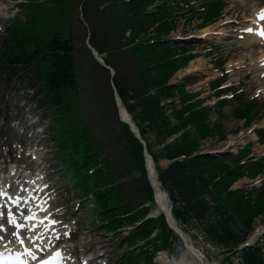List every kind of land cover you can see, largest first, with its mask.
Returning a JSON list of instances; mask_svg holds the SVG:
<instances>
[{"label": "trees", "instance_id": "16d2710c", "mask_svg": "<svg viewBox=\"0 0 264 264\" xmlns=\"http://www.w3.org/2000/svg\"><path fill=\"white\" fill-rule=\"evenodd\" d=\"M156 0H22L0 44V102L12 88L34 91L31 98L51 118L58 159L80 197H95V212L116 231L125 221L133 226L122 264H155L160 251L175 253L182 244L166 216L144 219L155 204L146 169L145 148L120 118L115 84L156 161L160 181L170 193L173 213L182 226L214 222L206 232L226 253L235 254L251 232L264 199L255 203L242 190L230 191L244 175L242 166L203 155L202 141L211 125L210 107L192 102L185 86L173 84L175 74L194 55L168 38L177 30L174 8ZM111 71L96 60L87 40ZM89 59L92 66L82 65ZM84 79V81H83ZM180 95L182 107L176 103ZM225 103H219L223 106ZM174 120L177 122H174ZM193 127L194 132L188 128ZM159 146V153L155 147ZM160 159L172 161L164 168ZM249 227L236 228V215ZM150 205V206H148ZM246 264H264V244L243 250ZM143 258L141 261L139 258Z\"/></svg>", "mask_w": 264, "mask_h": 264}, {"label": "rangeland", "instance_id": "374dc122", "mask_svg": "<svg viewBox=\"0 0 264 264\" xmlns=\"http://www.w3.org/2000/svg\"><path fill=\"white\" fill-rule=\"evenodd\" d=\"M222 1H224L223 14L220 9L223 5H220L221 3L217 0H209L207 3H211L205 7L204 17L208 21L211 18L212 20L216 19L215 21L211 20L212 22L207 27L221 26L219 28L224 29L225 34L222 35V39H217L221 36L209 35L205 37L207 38L205 40L196 37L203 36L201 32L204 28L200 26L203 21L199 13H202L203 7L200 6V3H203L204 0H167L169 5L175 7L174 14L177 16L179 25L169 38H180V43L183 46L187 45L188 48L192 46L189 48V53L204 58L213 70H217L215 79L208 82H204L206 79H203L202 73L183 79L187 93H196L198 95L197 102L200 99H206L205 105L210 106H215L223 98L229 100L226 105L221 107V114L217 111L212 112L210 117L212 123H220L217 124L218 130H214L211 137L202 141L201 151L220 152L222 149H228V143L232 137L239 138L242 133L250 134L245 139L244 144L229 148L230 153L228 155L217 156L218 159H224L226 163L233 166L243 156H247L250 150L252 151L251 155H254L256 159L264 160V144L259 142L260 138L256 134V130L264 129V74L258 79L257 75L262 67L258 70L251 68L253 62H260L264 44L256 43L251 48H243L240 44L244 41V38L240 36L242 34L240 29L256 21L254 10L257 8L256 2L258 1ZM162 4L163 0H156L150 11ZM191 5L194 7L193 10L189 9ZM18 11L19 9L11 0H0V41L1 36L5 34ZM221 15L222 17L218 18ZM235 29L238 30L234 31ZM243 34L248 33L243 32ZM190 36L196 38L184 40ZM85 58L88 59L87 56ZM243 58L244 66L232 70L229 65L230 61H234L236 65ZM188 65L179 71L173 81L181 80L183 77L181 71ZM82 66L89 70L92 64L88 59ZM223 74L225 77L222 78ZM216 79L221 80L220 86H232L233 88L223 92V95L221 94L222 96L218 98L216 94L218 88L212 85ZM238 91L244 93L242 100L238 97ZM27 93L28 91L9 90L5 102H0V180H7L8 182L9 177L22 175L21 178L29 176L35 182H43L47 185L45 189H38L37 193H48L47 199L51 208L54 212H58L56 216L60 224L58 228L61 232H65L59 240L53 239V243L56 246L58 244L72 248L73 255L70 257L73 260H77L81 264L90 257L102 256L99 259V264H121V259L129 251H137L138 246L143 245V242L138 238L135 240L136 247L128 245L129 232L133 231V226L125 221L124 226L118 227L119 230L110 229V225L101 221L98 213L94 211V202H88L94 200L93 195L84 200L78 198L77 185L71 182L67 171L57 159V149L49 132L50 119L44 110H40L36 108L34 103L32 104ZM254 98L259 100L258 114L257 116L254 114L253 122L247 124L244 120L245 116L241 113L238 114L237 111L244 108L243 100ZM176 101L181 108L180 95L176 97ZM252 129L255 132V137H253L254 133L251 132ZM191 131L194 132L193 129ZM247 145L250 147L242 150L240 154V150ZM160 148L159 146L155 147L157 153H159ZM232 148H235L236 151H232ZM238 151L239 154H237ZM160 165L166 167L168 161L160 159ZM245 170L244 177L233 186V189L244 188V190L250 191L252 188H258L264 184V161L252 162ZM253 177L255 178L253 179ZM17 179L19 180V178ZM17 183L19 182L14 181V184ZM259 198L264 199V195H260ZM233 203V201L229 202L228 207L231 213L236 215L235 228L244 236L249 227L240 217L244 214L232 211ZM170 204L173 205L171 198ZM261 206L263 207L264 203ZM214 220V215L210 214L206 224L195 221L185 224L182 229H186L184 230L186 234L194 245L206 255L210 264H246L244 255L239 254L229 259L225 257L222 246L211 241L212 238L207 235L206 228ZM263 228L264 210L253 218L249 240L258 230L263 231ZM262 238H264V232L256 238L255 242L262 240ZM185 249V245L182 244L174 254L161 252L156 257L155 264H161V257L165 254L171 259L180 258ZM139 260L143 261L144 259L141 257Z\"/></svg>", "mask_w": 264, "mask_h": 264}, {"label": "bare ground", "instance_id": "6f19581e", "mask_svg": "<svg viewBox=\"0 0 264 264\" xmlns=\"http://www.w3.org/2000/svg\"><path fill=\"white\" fill-rule=\"evenodd\" d=\"M257 1L258 2L255 1L257 4L256 5L257 8L254 10V16L256 18L257 23L251 24L248 27H246L247 29H251L252 31L249 32V34L242 37V38H244V41L240 44H241V47H243V48H251L256 43H258L259 41L261 42V44L264 43L263 42L264 38H261V36L256 34L257 32L264 30V20L259 19L260 14L262 12H264V7H263L264 6V0H257ZM228 10H230V9H228ZM219 27H221V26H218L216 28L206 27L202 30L201 34H203L205 36L217 35V36H221V38H217V39H222V35H224L225 32H224V29H220ZM218 29H220V30H218ZM237 30L238 29H235L234 31H237ZM209 39H211V38H209ZM261 40H263V41H261ZM260 59L261 60L259 63L253 62L251 64V68L254 70H258L260 67H262V70H259L260 72L257 75L258 79L261 75L264 74V51L262 52V56ZM244 62L245 61L243 58L236 63V66L237 67L238 66L239 67L244 66ZM229 65H230V67H235V62L230 61ZM181 72H183L182 73L183 76H186L188 74L205 73L207 75V77L212 78V77L217 75V71L213 70L212 66H210L208 64V62L204 58H201V57L191 61L190 64L188 65V67L183 69ZM209 78L207 80H209ZM263 91H264V88H263ZM249 135L250 134L242 133L239 138L232 137L228 143V148L236 147L242 143L244 144L246 142L245 139ZM253 137H255V134H253ZM232 151H236V149L232 148ZM150 167L153 171L154 167H153L152 163H151ZM31 180H33V179H31ZM31 180H28L29 184H23V182H22V184L20 185L21 192H17L14 195H9L10 194L9 189L4 188V186L0 185V190H3L7 193V195L5 197L0 198V203H6V204H8L9 207H12L11 202L9 201L8 197H16V196L24 197L25 199H28V204L25 205L23 202H21L22 208L26 209V208L30 207L33 212L37 213L38 218L47 217L48 219H52V220L57 221L55 216H54V212H51L50 210H48L47 200L44 199V200H41L40 202H38V199H36V197L34 195V192L36 193V191H37L36 187H42V186H40V185L35 186V185L31 184L32 183ZM39 199H40V197H39ZM37 205H39L40 207H37ZM40 208H44V209H46V211H40ZM163 208L167 209L165 198L162 195H159L158 199H157V206H156V208H154L153 213L158 215V214L163 212ZM13 210L15 211V209H13ZM18 219H19V217H18ZM56 226H57V223L52 227V229L50 231L45 233L44 244L42 245V247H44L46 250L43 253H37L41 257H45L46 255L49 256V255L53 254L56 250L55 246H53V244L49 245L48 241H47V237H49V236L52 238V240L54 237H56V233H52L54 231L53 229ZM41 231H43V226H40L37 229V232H41ZM263 231L258 230L255 233L254 238H257ZM37 232L28 233V235L35 236L37 234ZM186 238H187L186 241L188 243V248H186L184 250L182 256L180 258L174 257L171 259L165 254L161 257V264H210L206 255L194 245V243L192 242L190 237L188 235H186ZM26 245L30 248L33 247L31 244H28L27 241H26ZM11 247H12V251L17 250V249H19L20 251H23V249L20 248L19 245H14ZM47 249H50V251H48ZM33 250L35 251L34 248H33ZM62 250H64V252H66L67 255L68 254L71 255L73 253L72 248H66L65 246L63 247ZM1 251H5V250L3 248H0V252Z\"/></svg>", "mask_w": 264, "mask_h": 264}, {"label": "snow or ice", "instance_id": "6c2138e0", "mask_svg": "<svg viewBox=\"0 0 264 264\" xmlns=\"http://www.w3.org/2000/svg\"><path fill=\"white\" fill-rule=\"evenodd\" d=\"M259 19L264 20V12L259 16ZM251 32V29H247ZM264 38V30L256 33ZM7 193L0 190V198H3ZM12 207H9L6 203H0V248L11 253L14 245H19L23 251L17 249V255L12 258L8 257V260H12V264H29V261H36L38 264H58V261L62 258L59 252H56L54 256L50 258H42L37 253H43L46 249L42 247L44 244L45 233L50 231L57 221L48 219L47 217L39 218L37 213L32 209L22 208L21 202L25 205L28 204V199L24 197H8ZM37 207H40L37 205ZM15 209V211L13 210ZM40 211H46L44 208H40ZM19 217V219H18ZM43 226V231L37 232V229ZM37 232L35 236L28 235V233ZM60 239L59 236L55 237ZM31 244L30 248L26 245ZM48 244H52V238L47 237ZM54 246V245H53ZM35 249V251L33 250ZM50 251V249H47ZM0 264H7V260L4 257V253L0 252Z\"/></svg>", "mask_w": 264, "mask_h": 264}, {"label": "water", "instance_id": "95a60500", "mask_svg": "<svg viewBox=\"0 0 264 264\" xmlns=\"http://www.w3.org/2000/svg\"><path fill=\"white\" fill-rule=\"evenodd\" d=\"M89 46L92 49L96 59L99 62H101L104 66H106L108 69H110L112 71V74L115 75L116 74L115 69L113 67L108 66L106 64V61L103 59V57L99 55V53L96 51V49L90 43H89ZM115 97H116V101H117V104H118V107H119V110H120V117H121L122 121L130 125L132 131L136 134V136L140 139V141L145 146V154H146V158H147V162H148L149 177H150V180H151V183L153 185V188H154V191H155L156 195L159 194V195H162L165 198V202H166V206H167V209L165 210V213L168 216L169 224H170L171 228L176 233H178L183 238V240L186 242L185 235L182 233V230H180L178 228L177 223H176V221H175L170 209L168 208L169 205H168L166 193L161 188V184L159 182V178H158V175H157V172H156V169H155V163H154V161H153V159H152V157L149 154L148 149H147V143L143 139V137L141 135V132H140V129L134 123L132 117L130 116V114L128 113L126 108L124 107L123 101H122V99L120 97V94L118 93L116 87H115ZM208 154L216 156V154H213V153H208ZM150 162L152 163V165L154 167L153 171H152L151 167L149 166ZM186 244H187V242H186Z\"/></svg>", "mask_w": 264, "mask_h": 264}]
</instances>
